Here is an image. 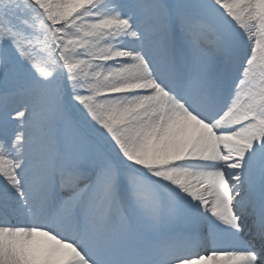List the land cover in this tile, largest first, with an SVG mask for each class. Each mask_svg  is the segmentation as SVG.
I'll return each mask as SVG.
<instances>
[{
	"label": "snow or ice",
	"instance_id": "snow-or-ice-1",
	"mask_svg": "<svg viewBox=\"0 0 264 264\" xmlns=\"http://www.w3.org/2000/svg\"><path fill=\"white\" fill-rule=\"evenodd\" d=\"M0 264H264V0H0Z\"/></svg>",
	"mask_w": 264,
	"mask_h": 264
}]
</instances>
